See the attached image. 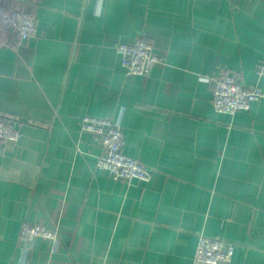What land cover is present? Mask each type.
<instances>
[{
	"label": "crops",
	"instance_id": "1",
	"mask_svg": "<svg viewBox=\"0 0 264 264\" xmlns=\"http://www.w3.org/2000/svg\"><path fill=\"white\" fill-rule=\"evenodd\" d=\"M33 14L37 38L0 30V114L21 132L0 146V264H193L200 235L264 264V99L233 118L212 103L222 73L264 91V0H39ZM137 36L161 60L128 77L117 46ZM87 116L120 124L150 181L97 168ZM26 222L58 240L28 248Z\"/></svg>",
	"mask_w": 264,
	"mask_h": 264
},
{
	"label": "built area",
	"instance_id": "2",
	"mask_svg": "<svg viewBox=\"0 0 264 264\" xmlns=\"http://www.w3.org/2000/svg\"><path fill=\"white\" fill-rule=\"evenodd\" d=\"M17 6L9 7L0 0V30L12 31L21 42L38 37L33 10L39 0H12ZM0 44L9 46L11 43ZM121 64L128 77L146 76L160 62L151 43L137 36L133 41L117 46ZM264 80V62L257 71ZM264 99L261 87H247L237 76L222 73L213 78L212 103L218 113L235 117L250 111L254 103ZM81 131L93 137L101 149L97 168L107 172L114 180L127 185L148 182L152 172L139 160L123 153L125 135L120 124L110 118L87 116L81 120ZM21 132L12 118L0 114V146L17 142ZM57 241L59 232L40 224L26 222L21 229V240L31 247L36 239ZM235 244L221 238L200 235L193 264H232Z\"/></svg>",
	"mask_w": 264,
	"mask_h": 264
}]
</instances>
